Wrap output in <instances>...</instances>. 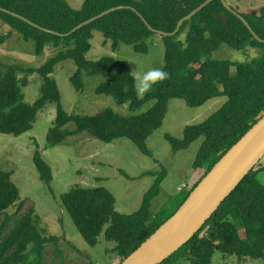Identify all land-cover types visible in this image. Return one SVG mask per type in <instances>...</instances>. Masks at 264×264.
Returning a JSON list of instances; mask_svg holds the SVG:
<instances>
[{
  "label": "trees",
  "instance_id": "trees-1",
  "mask_svg": "<svg viewBox=\"0 0 264 264\" xmlns=\"http://www.w3.org/2000/svg\"><path fill=\"white\" fill-rule=\"evenodd\" d=\"M204 1L84 0L82 7L75 9L67 0H0V7L60 33L71 32L81 22L109 8L130 6L116 9L66 36L40 30L25 20L0 11V19L5 24L26 41L34 42L36 54H42L49 44L56 48L55 53L39 67L11 64L3 68L0 61V133L20 136L30 131L38 113L48 102H53L57 112L54 125L47 134L48 146L54 147L68 136L87 132L107 143L127 137L143 153L151 155L147 139L163 124L170 99L181 98L189 106L199 107L212 98L227 96L226 102L204 121L187 125L182 138L166 134L174 151L189 148L203 136L194 168L205 171L191 189H182L157 213L152 214L151 202L160 192L167 173L165 170L158 174L145 193L139 209L131 214L115 209L116 198L104 186H75L61 195L62 204L88 244L96 245L103 231L107 240L116 242L113 250L119 262L115 264L121 263L170 218L220 158L264 116V43L253 37L244 22L224 7L222 0H214L184 22L175 35L163 36L165 64L162 70L168 73V77L154 84L144 97H138L133 70L124 61L113 56L95 61L86 58L92 47L91 39L94 31H100L112 41L113 50L126 43L133 45L138 52L147 53L146 40L157 33L143 18L154 29L172 32L181 18ZM224 12L229 14L227 22L217 18ZM240 14L264 39V17ZM181 36L186 40V48L179 42ZM223 46L236 50L260 48L261 53L246 62L212 58L213 52ZM204 55L209 58L205 59ZM68 59L77 66L71 77L77 90L84 86V70L91 75L113 72L111 81L98 85V94L112 96L119 105L128 104L131 112L140 111L152 100L153 105L146 111L130 115L112 108L93 115L69 114L61 103L58 83L51 76L55 67ZM233 67L234 72L231 71ZM19 72H25L27 77L33 73L42 77V94L32 104L24 101L23 87L29 80L27 77L20 80ZM71 121L76 124L74 130L65 128ZM33 160L40 178L53 190L52 167L43 158L39 147L34 151ZM261 165L258 163L246 175L187 243L160 264H180L185 259L191 264H212L216 250L239 258L264 259V186L256 177L264 168ZM18 201H21L20 190L12 180V172L0 168V217H3L0 264H46L44 250L50 243L56 244L59 238L46 235L44 229H40L34 209L17 214L15 218L9 215L8 209ZM23 204L21 201L19 211Z\"/></svg>",
  "mask_w": 264,
  "mask_h": 264
},
{
  "label": "rangeland",
  "instance_id": "rangeland-1",
  "mask_svg": "<svg viewBox=\"0 0 264 264\" xmlns=\"http://www.w3.org/2000/svg\"><path fill=\"white\" fill-rule=\"evenodd\" d=\"M71 7L79 9L84 0H67ZM237 13L254 14L264 17V0H228ZM11 32V36L8 33ZM148 52H138L131 44L121 43L113 50L112 41L102 32L94 31L92 47L86 54L90 61L104 56H113L124 61L133 73H144L165 64V43L162 35L155 34L146 40ZM56 48L49 44L42 54L35 53L33 41H26L20 34L0 19V61L1 66L21 64L24 67H39L55 53ZM260 48L248 47L236 50L223 46L211 55L214 59L229 58L234 61H249L260 55ZM205 59L209 58L206 55ZM77 66L72 59L60 62L51 76L56 79L63 108L69 114L93 115L105 108H112L123 115L136 114L149 109L154 100L146 103L140 111L131 112L128 104L119 105L112 96L98 94L96 88L102 82L111 81L114 73L91 75L82 73L84 86L77 90L71 80ZM232 72L235 71L233 67ZM22 80L25 72H19ZM28 85L23 87L25 102L34 103L42 94V77L38 73L30 74ZM146 93L142 96L144 97ZM227 100V96L210 99L202 106H189L181 98L169 100L168 111L161 127L147 139L151 155L143 153L129 138L120 137L107 143L87 132L68 136L61 144L48 146L47 134L54 125L56 104L48 102L38 113L33 128L20 135L0 133V168L12 172V180L20 190L21 201L8 209L11 216L22 215L34 209L38 216L40 229L46 235H54L58 242L50 243L44 250L46 264H115L119 257L113 250L116 242L109 241L104 231L96 245L86 242L73 219L62 204L61 195L72 187L108 188L116 198L115 209L120 213L131 214L139 209L148 189L154 184L158 174L165 170L159 194L151 202L152 214L173 201L182 189H191L204 169H195L194 162L204 140L201 136L189 148L174 151L166 134L182 138L184 128L190 124L204 121L217 111ZM68 130H74L76 124L69 122ZM39 147L43 158L52 167L53 190L40 178L33 160L34 151ZM264 165V158L261 160ZM264 167V166H263ZM257 179L264 186V168L257 173ZM3 217H0V224ZM108 224L105 225V229ZM180 264H191L187 259ZM212 264H264L262 258H239L216 250Z\"/></svg>",
  "mask_w": 264,
  "mask_h": 264
},
{
  "label": "water",
  "instance_id": "water-1",
  "mask_svg": "<svg viewBox=\"0 0 264 264\" xmlns=\"http://www.w3.org/2000/svg\"><path fill=\"white\" fill-rule=\"evenodd\" d=\"M214 0H205L201 5L181 18L172 32L154 29L142 16L144 22L155 33L162 36H173L187 20L201 11ZM224 7L236 14L249 28L253 37L264 43L248 20L235 12L228 0H222ZM130 6H117L97 14L77 26L71 32L60 33L44 28L32 20L9 9L0 7V11L25 20L40 30L55 35L66 36L85 25L107 15L108 13ZM136 10L135 8H133ZM228 12L217 18L228 21ZM264 158V116L259 119L212 167V169L193 188L188 198L178 210L148 237L136 250L119 264H160L187 243L211 218L222 202L240 184L246 175Z\"/></svg>",
  "mask_w": 264,
  "mask_h": 264
},
{
  "label": "clouds",
  "instance_id": "clouds-1",
  "mask_svg": "<svg viewBox=\"0 0 264 264\" xmlns=\"http://www.w3.org/2000/svg\"><path fill=\"white\" fill-rule=\"evenodd\" d=\"M179 42L181 43L183 48L187 47V43L184 36H181L179 38ZM167 77L168 73L160 68H152L144 73H134V87L138 97H142L152 88L154 84H156L158 81L166 79Z\"/></svg>",
  "mask_w": 264,
  "mask_h": 264
},
{
  "label": "crops",
  "instance_id": "crops-1",
  "mask_svg": "<svg viewBox=\"0 0 264 264\" xmlns=\"http://www.w3.org/2000/svg\"><path fill=\"white\" fill-rule=\"evenodd\" d=\"M263 166H264V165L262 164L261 167H263ZM199 178H200V177H199ZM199 178H198V179H199ZM198 179H197V181H198ZM197 181H196V182H197Z\"/></svg>",
  "mask_w": 264,
  "mask_h": 264
}]
</instances>
